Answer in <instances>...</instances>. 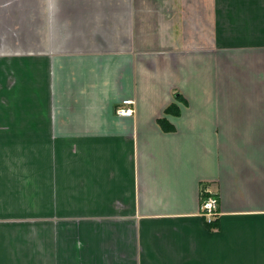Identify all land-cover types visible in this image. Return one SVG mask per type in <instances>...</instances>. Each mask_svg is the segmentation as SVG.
<instances>
[{"label": "crops", "instance_id": "0c3cea01", "mask_svg": "<svg viewBox=\"0 0 264 264\" xmlns=\"http://www.w3.org/2000/svg\"><path fill=\"white\" fill-rule=\"evenodd\" d=\"M69 262L264 264V0H0V264Z\"/></svg>", "mask_w": 264, "mask_h": 264}, {"label": "built area", "instance_id": "2783aa9c", "mask_svg": "<svg viewBox=\"0 0 264 264\" xmlns=\"http://www.w3.org/2000/svg\"><path fill=\"white\" fill-rule=\"evenodd\" d=\"M134 102L131 99H123L121 104L116 107V113L118 115L129 116L133 114ZM203 200L201 204L202 215L207 219V221H212L214 217L218 214V199L217 196L210 191L208 188H203Z\"/></svg>", "mask_w": 264, "mask_h": 264}, {"label": "rangeland", "instance_id": "374dc122", "mask_svg": "<svg viewBox=\"0 0 264 264\" xmlns=\"http://www.w3.org/2000/svg\"><path fill=\"white\" fill-rule=\"evenodd\" d=\"M18 16H21L20 14L18 15ZM9 24V27H10V25L12 24L11 22L10 23H8ZM19 29L21 28V27H18ZM68 49L70 50V51H68V52H66V53H63L64 55H69V54H75L76 53V49H78L77 48V46L75 45V42L74 43H69V45H68ZM132 100V99H131ZM121 104V102L119 103V105ZM118 105V106H119ZM73 262H69V264H72Z\"/></svg>", "mask_w": 264, "mask_h": 264}]
</instances>
